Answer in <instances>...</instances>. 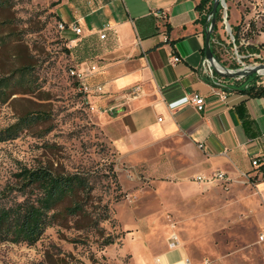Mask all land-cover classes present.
<instances>
[{
	"label": "rangeland",
	"instance_id": "obj_1",
	"mask_svg": "<svg viewBox=\"0 0 264 264\" xmlns=\"http://www.w3.org/2000/svg\"><path fill=\"white\" fill-rule=\"evenodd\" d=\"M2 2L0 37H7L0 38V79L18 80V70L26 68L31 87L15 86L11 99L0 104V131L26 114L45 112L47 119L0 143V192L23 168L41 165L114 172L117 181L106 180L95 192L108 206L109 220L90 231L76 230L70 220L48 228L33 246L0 243V264H132L125 248L137 235L147 242L176 236L204 264L264 257L261 180L246 175L228 184L201 183L197 178L206 175L198 173L200 161L182 159L170 148L151 152L146 160L124 157L105 134L106 121L98 112L110 115L106 106L95 101L99 83L91 60L100 50L87 39H67L68 29L65 34L59 29L60 17H70L65 0ZM225 3L216 22L226 46L219 63L234 70L264 64V0ZM226 14L233 36L239 28L238 56L224 31ZM244 80L235 82L238 89L245 88ZM255 81L264 86V74ZM82 85L88 93L80 91ZM184 168L190 176L177 175ZM111 240L114 244L106 245Z\"/></svg>",
	"mask_w": 264,
	"mask_h": 264
},
{
	"label": "crops",
	"instance_id": "obj_2",
	"mask_svg": "<svg viewBox=\"0 0 264 264\" xmlns=\"http://www.w3.org/2000/svg\"><path fill=\"white\" fill-rule=\"evenodd\" d=\"M200 2L65 0L70 17L66 21L59 17L84 30L81 37L64 30L67 39H87L100 50L91 60L102 88L95 101L114 109L113 115L98 114L106 121L107 139L124 157L139 155L146 160L151 152L170 148L182 159L199 160L200 174L223 172L227 184L250 175L264 187L260 169L253 165L255 159L264 165V97H250L235 83L224 91L225 99L216 94L211 78L202 71L207 57L206 13L213 2L199 10ZM102 33L107 35L104 40ZM173 57L181 61L171 64ZM136 86L140 92L129 94ZM194 94L205 100L202 112L190 102ZM188 170L177 175L190 176ZM178 241L175 247L173 236L147 242L137 235L127 239L125 252L132 264H188L187 258L190 264H204ZM218 264L230 262L221 259ZM244 264H264V257Z\"/></svg>",
	"mask_w": 264,
	"mask_h": 264
},
{
	"label": "trees",
	"instance_id": "obj_3",
	"mask_svg": "<svg viewBox=\"0 0 264 264\" xmlns=\"http://www.w3.org/2000/svg\"><path fill=\"white\" fill-rule=\"evenodd\" d=\"M209 2L214 0H201L197 8L202 10ZM3 6L4 2L0 0V8ZM212 8L213 4L209 8L211 12ZM221 10L219 6L217 21L221 17ZM234 38L236 44H241L239 28ZM18 72V80L12 76L0 79V104H6L11 99L15 86L26 84L31 87L28 70L23 68ZM256 77V74L247 77L244 83L249 86H245L241 92L262 98L264 86H257ZM46 119L45 112L26 114L17 123L0 131V143L16 139L26 128L37 126ZM259 169L264 179V165ZM110 179L117 181L114 172H67L53 165L23 168L14 174L13 183L0 192V243L33 246L48 228L64 227L70 220L74 221L76 230L96 229L101 222L110 219V212L108 206L102 203L101 196H95V192L102 182ZM110 244H114V240L106 245Z\"/></svg>",
	"mask_w": 264,
	"mask_h": 264
},
{
	"label": "built area",
	"instance_id": "obj_4",
	"mask_svg": "<svg viewBox=\"0 0 264 264\" xmlns=\"http://www.w3.org/2000/svg\"><path fill=\"white\" fill-rule=\"evenodd\" d=\"M221 3V8L227 10V6L225 3V0H220ZM213 4V3H212ZM206 19H207V29L206 31L210 30L211 28V23L213 20V13L211 11H208L206 13ZM223 25H224V31L227 34V36L230 38L231 43L234 46L235 49V53L238 56V50H237V44L235 42V38L232 34V28L231 25L228 22V15L226 14L225 16H223ZM59 29L61 31H64L66 29L68 30H72V32L74 33V35L76 37H81L82 35H84V30L83 28L77 24V23H73V24H65L60 22L59 23ZM107 35L102 33L100 35V38L102 40L106 39ZM212 46H214V51H213V60L209 59L208 57L204 58L203 62H202V71L205 75L209 76L212 80L213 86L215 88V92L217 95H220V97H222L223 99L226 98V95L224 94V91H226L230 86H233L234 83L236 81H240L241 79H246L247 77H239V78H225L223 76H221L217 71H220L217 69V67L215 66L216 64H220L219 63V54L221 51L225 50L226 46L224 44V42L221 41V38L217 35V32L215 31V29L212 32V36H211V48ZM181 61L180 57H173L171 60V64H176L179 63ZM241 61V60H239ZM221 67L224 68V72H236L240 69H247L248 67H244V68H240L237 70L234 69H230L228 67H225L223 65L220 64ZM254 67V66H253ZM96 67H93L92 70H95ZM72 74H75L74 72H72ZM245 81V80H244ZM257 86H258V82ZM249 86V84H246V88ZM80 91L81 92H89V88L85 87L84 85H82L80 87ZM140 92V87L136 86L134 88H132L129 91V94L136 96L138 93ZM94 93H97L96 96H99L102 94V88L100 86H97ZM95 96V97H96ZM190 102L196 107L198 112H202L204 110L205 107V100L204 98L200 95V94H194L191 98H190ZM99 112H103L100 111ZM106 113H109L110 115H113L114 113V109L110 108V109H106L105 111ZM104 113V112H103ZM159 122L162 121V118H159L158 120ZM253 165L256 167H261V162L258 159L253 160ZM197 180L201 183H208V182H214V181H220V182H226L228 180V177L225 173L223 172H216L215 174L211 175V176H199L197 178ZM260 242L264 241V235L260 236ZM172 246H178L179 245V241L178 238L176 236L173 237V242L171 244ZM186 263L190 264V259L187 258Z\"/></svg>",
	"mask_w": 264,
	"mask_h": 264
},
{
	"label": "water",
	"instance_id": "obj_5",
	"mask_svg": "<svg viewBox=\"0 0 264 264\" xmlns=\"http://www.w3.org/2000/svg\"><path fill=\"white\" fill-rule=\"evenodd\" d=\"M221 6L220 0H214L213 2V8H212V13H213V20L211 23V28L210 30L206 31V56L213 60V51L211 48V36H212V32L216 27V15H217V11H218V7ZM260 69H264V64H261L259 66H254L251 69H240L236 72H223V71H217L221 76L225 77V78H239V77H249L251 75H259V70Z\"/></svg>",
	"mask_w": 264,
	"mask_h": 264
},
{
	"label": "bare ground",
	"instance_id": "obj_6",
	"mask_svg": "<svg viewBox=\"0 0 264 264\" xmlns=\"http://www.w3.org/2000/svg\"><path fill=\"white\" fill-rule=\"evenodd\" d=\"M215 66L217 67L218 70L224 72V68L221 67L220 64H216ZM252 67H253V66H251V67H249V68H247V69L249 70V69H251ZM259 73H260V74H264V69H260V70H259Z\"/></svg>",
	"mask_w": 264,
	"mask_h": 264
}]
</instances>
